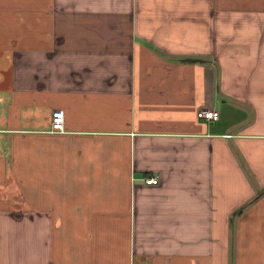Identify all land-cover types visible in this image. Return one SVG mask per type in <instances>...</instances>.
Listing matches in <instances>:
<instances>
[{
  "label": "crops",
  "instance_id": "0c3cea01",
  "mask_svg": "<svg viewBox=\"0 0 264 264\" xmlns=\"http://www.w3.org/2000/svg\"><path fill=\"white\" fill-rule=\"evenodd\" d=\"M0 264H264V0H0Z\"/></svg>",
  "mask_w": 264,
  "mask_h": 264
},
{
  "label": "built area",
  "instance_id": "2783aa9c",
  "mask_svg": "<svg viewBox=\"0 0 264 264\" xmlns=\"http://www.w3.org/2000/svg\"><path fill=\"white\" fill-rule=\"evenodd\" d=\"M198 117L208 121L217 120L220 117V112L215 109L204 108L198 112ZM65 130V112L63 109H57L52 114L51 131L63 132ZM147 184L159 183V176L153 175L145 178Z\"/></svg>",
  "mask_w": 264,
  "mask_h": 264
}]
</instances>
